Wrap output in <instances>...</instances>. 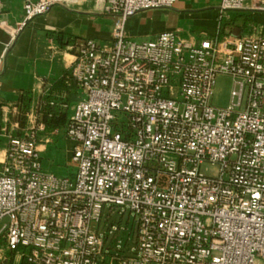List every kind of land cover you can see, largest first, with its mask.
Returning <instances> with one entry per match:
<instances>
[{
	"label": "built area",
	"instance_id": "2783aa9c",
	"mask_svg": "<svg viewBox=\"0 0 264 264\" xmlns=\"http://www.w3.org/2000/svg\"><path fill=\"white\" fill-rule=\"evenodd\" d=\"M21 1L13 37L58 4ZM176 1L108 0L112 44L69 47L74 175L42 170L33 130L8 137L0 240L13 259L0 251V264H103L99 223L113 210L135 223L126 264H264V37L223 31L229 12L264 11V0H221L211 37H126L129 18ZM218 76L233 80L225 109L211 105Z\"/></svg>",
	"mask_w": 264,
	"mask_h": 264
},
{
	"label": "crops",
	"instance_id": "0c3cea01",
	"mask_svg": "<svg viewBox=\"0 0 264 264\" xmlns=\"http://www.w3.org/2000/svg\"><path fill=\"white\" fill-rule=\"evenodd\" d=\"M56 1L58 4L46 15L32 19L13 37L9 34V28L16 27L22 21V1L1 0L0 162L5 160L8 143L4 137L7 115L14 117L18 114L22 97L31 98L28 118L32 122L37 106L46 97L63 99L68 96L66 110L61 109L65 105L54 108L64 118L57 121L58 126L45 128L46 134L42 140H38L37 148L42 160L47 157L54 163L71 164L74 144L67 139L65 128L81 98V91L70 79L73 57L69 47L87 39L110 46L115 18L104 11L108 0ZM212 1L177 0L171 9L140 12L127 20L125 35L136 42L151 41L165 32H176L185 40L211 37L217 27L219 9V5L213 6ZM241 11L245 14L233 18L228 13L223 19L224 34L264 37V11L252 9L249 2ZM41 127L39 129H43ZM71 166L73 170L68 176L75 173Z\"/></svg>",
	"mask_w": 264,
	"mask_h": 264
},
{
	"label": "rangeland",
	"instance_id": "374dc122",
	"mask_svg": "<svg viewBox=\"0 0 264 264\" xmlns=\"http://www.w3.org/2000/svg\"><path fill=\"white\" fill-rule=\"evenodd\" d=\"M221 0H213L212 5H220ZM233 15V18L238 15H243L242 11H232L229 12ZM77 88V87H75ZM233 89V80L226 76H218L215 80V84L213 87L212 92V99L211 105L215 108L225 109L231 103V91ZM67 97L63 99L56 98V97H46L44 101L47 103H53V106H49V108H56V106H63L61 108L62 111L67 109ZM50 105V104H49ZM43 104H39L34 113V120L30 122L28 116H30V109L27 114L23 117L18 111V114L12 117L11 115L8 116L7 121V130H5L4 137L8 139V134L11 136H24L29 131L33 130L36 134L38 140H42L43 136H45V125L42 123V108ZM41 108V112L39 110ZM58 110V108H57ZM2 118V113H0V119ZM17 124V127L14 125ZM43 126V129H39V127ZM41 159L42 163V170L46 173H52L56 176L63 177L68 176L72 172L71 164H63L56 162L54 163L51 159ZM51 160V161H50ZM44 162V163H43ZM50 168L54 169L50 171ZM47 169V170H45ZM218 167L211 166L210 164H204L200 168V172L205 176H215L217 174ZM63 174V175H61ZM6 220L0 221V231L2 227L6 224ZM98 233L104 236L105 239V249L107 250V254L105 255L103 264H126L127 260L131 256L132 248L135 244V223L131 219L129 215L126 213L120 214L119 212L113 211H106L103 214V217L99 223ZM0 251L13 259V255L5 248V244L3 241L0 240ZM19 264V263H16Z\"/></svg>",
	"mask_w": 264,
	"mask_h": 264
},
{
	"label": "trees",
	"instance_id": "16d2710c",
	"mask_svg": "<svg viewBox=\"0 0 264 264\" xmlns=\"http://www.w3.org/2000/svg\"><path fill=\"white\" fill-rule=\"evenodd\" d=\"M71 79V78H70ZM51 103V102H50ZM50 103H47V101L42 102L43 108H39L38 112L42 110V123L45 125L46 128H51L54 126H58L57 121L59 119H63V114H58L57 111L54 108H49ZM31 105V98L28 96H24L20 99L19 103V112L22 115V117L28 113ZM41 109V110H40Z\"/></svg>",
	"mask_w": 264,
	"mask_h": 264
},
{
	"label": "water",
	"instance_id": "95a60500",
	"mask_svg": "<svg viewBox=\"0 0 264 264\" xmlns=\"http://www.w3.org/2000/svg\"><path fill=\"white\" fill-rule=\"evenodd\" d=\"M238 37V36H237Z\"/></svg>",
	"mask_w": 264,
	"mask_h": 264
}]
</instances>
